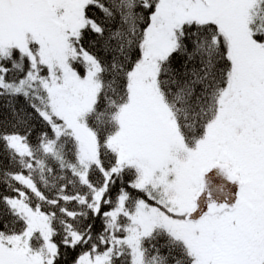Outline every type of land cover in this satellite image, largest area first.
I'll use <instances>...</instances> for the list:
<instances>
[{"label":"snow or ice","instance_id":"6c2138e0","mask_svg":"<svg viewBox=\"0 0 264 264\" xmlns=\"http://www.w3.org/2000/svg\"><path fill=\"white\" fill-rule=\"evenodd\" d=\"M0 264H264V0H0Z\"/></svg>","mask_w":264,"mask_h":264},{"label":"trees","instance_id":"16d2710c","mask_svg":"<svg viewBox=\"0 0 264 264\" xmlns=\"http://www.w3.org/2000/svg\"><path fill=\"white\" fill-rule=\"evenodd\" d=\"M0 190H2V189H0Z\"/></svg>","mask_w":264,"mask_h":264}]
</instances>
